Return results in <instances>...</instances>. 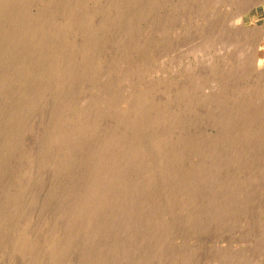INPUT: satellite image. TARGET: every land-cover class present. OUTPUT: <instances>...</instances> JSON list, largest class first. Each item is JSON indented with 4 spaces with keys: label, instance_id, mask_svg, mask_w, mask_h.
Here are the masks:
<instances>
[{
    "label": "rangeland",
    "instance_id": "374dc122",
    "mask_svg": "<svg viewBox=\"0 0 264 264\" xmlns=\"http://www.w3.org/2000/svg\"><path fill=\"white\" fill-rule=\"evenodd\" d=\"M0 264H264V0H0Z\"/></svg>",
    "mask_w": 264,
    "mask_h": 264
}]
</instances>
